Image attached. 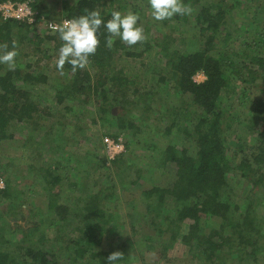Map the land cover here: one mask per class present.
Instances as JSON below:
<instances>
[{"label":"rangeland","instance_id":"obj_1","mask_svg":"<svg viewBox=\"0 0 264 264\" xmlns=\"http://www.w3.org/2000/svg\"><path fill=\"white\" fill-rule=\"evenodd\" d=\"M64 1L73 2V0H40L54 16L61 14ZM214 1L217 0H201L207 3H215ZM233 1L236 0H225L222 7L225 12L222 27L230 31L229 43L224 45L223 42H218L222 40L223 32L218 36L221 40L213 43L216 48L227 49L231 46L233 49L230 58L243 66L250 62L248 58L250 53L253 56L264 55V44L259 47L255 45L264 32V0H237L241 2L239 6H235ZM111 8L121 12L131 9L138 13L147 26H143L147 42L156 40V37L162 41L166 37L170 48L179 51H188L194 44L203 46V39L200 38V31L194 21L196 6H191L192 12L186 15L185 19H174L166 25L163 21L152 19L147 0H115L111 3ZM237 9L242 10L241 15L237 13ZM210 11L215 14L217 8L211 7ZM138 23L141 24L140 21ZM255 29L261 30L260 35ZM36 32L41 37L45 34L52 35L42 26L36 27ZM54 46V41L47 44L41 42L36 51L33 42L24 40L17 48L16 66H20L23 68L22 71L28 73L42 72L46 80L37 81L32 93V98L39 106L38 111L31 113L33 125L18 123L12 126L14 129L12 139L0 140V182L3 185L0 190L6 184H10L12 192L16 193L11 200H6L2 194L0 195V226L5 227L2 234L4 238L12 239L7 244V248L13 249L14 245H18L17 252L23 254L26 247L35 245L46 251H53L58 264H67L68 257L75 260L76 264H98V260L103 258V255L84 253L77 258L65 248L63 242L67 238L53 245L57 234L60 238H65L66 234L73 238L80 235L77 231H73L72 227H65L60 233L57 229L60 215L56 212L48 215L45 206L48 192L52 191L57 193L55 195L57 204L67 207L71 217L69 224L79 225L83 217H87L93 223L94 216L89 215L88 211L82 208V202L77 201L73 204V197L86 198L89 194L100 192L99 209L102 208L104 211L102 219L110 221L103 224L107 229L104 231V236L107 235V238L104 237L101 246L94 249L95 252L107 251L109 248L113 251H121L126 257L124 256L117 264H196L198 257L202 255V249L189 247L182 242L183 235L196 230H190L191 220L185 218L178 221L175 210L171 209L167 202L162 205L164 211L153 218L155 214L149 215L145 210L148 201H156L157 194L153 192V195L147 198L140 192L142 189H149L152 185L162 187L170 185L173 174L163 173L154 165L167 145L172 144L180 149L187 146L189 140L176 127L171 129L169 134L164 132V128L172 119L175 120V117L177 121L178 116L182 115L180 122L184 121V123L188 122L189 117L184 113L185 111H182L180 100H177L173 93V81L167 78L157 85L158 75L152 69L163 68L166 65L165 59L157 55L156 48H151L140 58L122 57L118 62V67H124L126 75L134 79L133 84L126 85L130 87L128 94H132L133 88L137 89V95L144 94L145 91L151 93L147 100L141 99L138 104L135 103L137 105L132 104L127 107L129 110L127 118L136 121L140 126L138 132L133 133L131 129L123 131L117 129L114 117L104 116L106 119L102 122L99 118L102 113L98 106L101 103L98 96L91 95L90 100L83 105L70 100L57 104V94L68 84L69 78H72V71L66 65L63 74L57 71L55 60L59 49ZM142 49L143 45L138 43V47L134 46L129 50ZM210 53L215 54L216 50L212 49ZM26 64H30L31 67L26 68ZM249 65L256 68L252 63ZM6 69H8L7 65L0 64V74ZM86 69L93 72L90 64ZM244 69L241 78L234 80L235 92L230 95L224 94L221 98L227 116L232 118L242 119L243 115L248 113V99H245L243 94L248 96L256 93L257 90L255 84L246 81L248 68ZM192 79L198 83L205 80L202 75L196 76V73ZM156 97L157 99H153ZM144 103H148L149 110L143 109L146 107ZM172 103L177 105L175 108L177 115L174 113ZM64 106L80 109V114L69 112ZM112 112L114 116L120 114V107L116 105L112 108ZM242 123L238 121L233 124L234 130L226 134L227 154L233 158L234 165L241 160L249 162L251 160L249 148L255 144L254 136L247 133L241 126ZM33 127L39 129L35 130ZM47 131L49 132L46 133ZM107 131L115 136L106 134ZM105 137L120 138L124 145V150L112 160L107 159L103 143ZM50 145L52 149L49 148ZM102 157L107 159L105 166L101 164ZM116 158H119L118 162L113 165L112 161ZM47 167L60 174L62 185H51L50 179L47 181L43 179L42 170ZM240 172L241 170L233 169L229 179L230 200L234 202L233 206H238L233 215L235 217L240 215L243 202L247 203L248 198L252 201L256 218L262 220L264 224L263 191L259 189L250 195L248 192L251 183L245 182ZM133 180L135 183H131ZM73 181L78 182V186H73L71 184ZM79 184L83 185V188ZM8 193L11 195L10 192ZM67 196L69 199H66ZM206 218L208 221L204 222L203 219L199 221L197 234L217 228V224H220V218L217 216L207 215ZM171 224L172 230L169 228ZM261 243L264 244V238ZM120 244H123V247ZM197 253L198 255L195 256ZM212 261L213 259L208 263ZM256 264H264V251L257 255Z\"/></svg>","mask_w":264,"mask_h":264},{"label":"trees","instance_id":"obj_2","mask_svg":"<svg viewBox=\"0 0 264 264\" xmlns=\"http://www.w3.org/2000/svg\"><path fill=\"white\" fill-rule=\"evenodd\" d=\"M113 1L115 0H73L72 3L64 1L61 14L55 16L50 14L40 0H30V4L38 12V16L43 15L46 19L55 21L61 18L72 19L85 14V9H88L98 10L106 22L110 19L113 10L111 8ZM214 2L184 0L185 4L197 7L194 21L195 26L200 31V38L203 39V46L194 44L188 51L171 49L165 39L166 37L164 38L166 41L164 39L161 41L156 37V40L152 42L140 43L143 45V49L140 51L129 50L131 47H138V43L130 47L117 38L113 48L109 50L105 44L107 32L101 26L98 32L100 45L95 55L90 57V66L93 72L88 69H78L76 72H72V78H69L68 84L59 91L56 101L57 104H62L64 101L70 100L83 105L90 100L91 95L98 96L101 102L98 106L102 113L99 118L102 122L106 119L104 116L114 117L116 119L114 124L120 131L131 129L133 133L138 132L140 127L138 123L127 118L129 111L127 107L132 106V104L137 105L141 99L147 100L151 93L145 91L146 93L137 95V89L133 88L132 94H128L130 87L128 88L126 85L133 84L134 79H130L126 75L124 67H118V62L122 60V57L140 58L143 53L148 52L151 48H156L157 55L166 61V65L160 70L152 69L158 75L157 85L170 78L173 81V93L177 100H180L182 111L189 115L187 123L180 122L182 115L178 116L177 121L176 117L175 120L172 119L169 125L164 128V132L169 134L171 129L176 127L189 140L188 145L180 149L172 144L167 145L159 155L154 166L159 167L163 173H172L173 179L167 187L152 185L149 189L140 190L147 198L151 197L153 192L157 194L155 202L146 200L148 202L145 212L149 215L154 213L153 218H155L164 211L162 205L167 202L170 208L175 210L178 221L185 218L191 220L190 230H196L188 235H183L182 242L189 247L194 246L202 249V255L198 257L196 264H256L257 255L264 251V244L261 243L264 238L263 221L256 218L252 201L248 198L247 203L243 202L240 215L235 217L233 212L237 210L238 206H233L234 202L230 200L228 190L230 173L233 169H238L241 170L240 175L244 181L251 183L248 192L250 195L259 189L264 194V55L253 56L250 53L248 55L250 62L242 66L230 58L233 49L231 46L227 49L216 48L217 46L213 42L221 40L218 36L222 32L223 38L218 42H223L224 45L229 43L230 31L222 27L225 17L222 7L225 0ZM233 3L235 6L241 4L237 0ZM211 7L217 8L215 14L210 11ZM237 13L241 15L242 10L237 9ZM185 17L186 15H176L171 20L163 21V24L166 25L174 19H185ZM142 20L141 18L140 23L147 27ZM0 21V42L6 41L9 49L12 47L13 40H16L18 45H21L24 40L33 42L36 45V51H38V45L41 42L47 44L54 41L56 49L61 46L62 42L58 34H45L41 37L36 32V27L41 26V22L29 25L17 20L0 19ZM255 32L260 35L261 30L255 29ZM172 42H174L173 38ZM262 44H264V32L255 43L258 47ZM212 49L216 50L215 54L210 53ZM251 63L257 69L250 67L249 64ZM65 65L71 71V66ZM30 67V64H26V68ZM21 69L23 68L16 66L15 70L6 69L3 74H0V140L12 139L14 137L12 126L18 123H25L27 126L33 125L31 113L39 109L38 103L32 98V93L35 83L39 80L44 82L46 77L42 72L33 74ZM242 69H247L248 80L246 81L255 84L254 87L257 90L256 93L248 96L243 94L244 98L248 99V113L240 119L227 116L225 107L221 104V98L224 94L230 95L235 92L234 80L241 78ZM199 71L205 75V80L198 83L192 77ZM153 99H157V97ZM148 103H144L146 107L143 109L146 111L149 110ZM116 105L120 107L121 113L114 116L112 108ZM172 105L174 106V113L177 115L175 109L177 105L174 103ZM64 107L69 112L80 114V109L72 106ZM194 118L196 120H193ZM238 121L239 123L243 122L241 126L246 129L248 134L254 136L255 144L249 148L251 160L249 162L241 160L237 165H234L232 164L233 158L227 154L225 142L226 134L234 130L233 124ZM33 128L39 129V127ZM106 134L115 136L109 131ZM49 148L52 149V145ZM118 159L112 161V164L115 165ZM106 161L105 157L101 158L102 166H105ZM136 170L138 172V169ZM42 172L43 179L46 181L50 179L51 185L60 186L63 184L60 174H56L50 167L43 169ZM132 182L135 183V180ZM71 184L78 186L76 181L71 182ZM79 186L83 188V185L79 184ZM11 189L12 185L6 184L0 190V195L2 194L6 200L14 199L16 193H13ZM99 193L89 194L86 198L85 196L73 197V204L77 201L82 202V208L88 211L89 215L94 216L95 222L93 223L87 217H83L79 225L72 226L69 224L71 217L67 207L57 204L55 196L57 193L52 191L48 192L45 210L48 215L55 212L60 215L59 221L61 223L58 222L57 225L60 233L65 227H72V230L77 231L80 235V237L73 238L66 234L65 238H60V235L57 234L53 245L67 238L63 244L65 243V248L74 253L77 258L84 253L103 255V258H100L97 263L107 264L106 258L113 252V249L94 251L96 247L101 246L104 237L107 238V235L104 236V231L107 229L104 228L103 224L110 221L102 219L104 211L102 208L99 209ZM66 199H69L68 196ZM207 215L219 217L220 224H217V228L204 230L197 234L199 221L202 219L204 222L208 221L206 220ZM169 228L172 230V224ZM4 231L5 227L1 225L0 264H58L51 250L46 251L32 245L26 247L23 254H19L17 252L18 245H14L13 249L7 248V244L12 239L4 238L2 234ZM226 232L228 234H225ZM120 245L123 247V244ZM197 255L198 253L195 254V256ZM212 259L213 261L208 263ZM66 260L67 264H76L72 258L68 257Z\"/></svg>","mask_w":264,"mask_h":264},{"label":"clouds","instance_id":"obj_3","mask_svg":"<svg viewBox=\"0 0 264 264\" xmlns=\"http://www.w3.org/2000/svg\"><path fill=\"white\" fill-rule=\"evenodd\" d=\"M151 17L155 21L171 20L176 15H190L192 8L184 0H148ZM140 15L131 9L126 12L112 10L110 19L106 22L98 10L85 9V14L72 19L62 20L52 25V31L58 34L61 46L57 52L55 67L63 74L65 64L71 66V71L86 69L90 64V57L94 56L100 45L98 35L103 26L106 29V47L111 50L114 42L119 38L128 46L143 43L147 40ZM18 42L12 41L9 49L7 42L0 44V64L7 65L9 71L15 70ZM121 251H113L107 256V264H116L123 260Z\"/></svg>","mask_w":264,"mask_h":264},{"label":"built area","instance_id":"obj_4","mask_svg":"<svg viewBox=\"0 0 264 264\" xmlns=\"http://www.w3.org/2000/svg\"><path fill=\"white\" fill-rule=\"evenodd\" d=\"M38 12L35 11L31 4L30 0H3L0 1V19L1 20H17L20 22H26L29 25H34L39 22L41 26L51 34H55L52 31L53 24H59L62 20L67 18H61L57 21L46 19L43 15H37ZM205 78V75L201 72H197L196 76H201ZM103 143L106 150V155L108 160L114 159L118 154L124 150V145L120 138L112 139L105 137ZM3 185L0 182V188Z\"/></svg>","mask_w":264,"mask_h":264}]
</instances>
